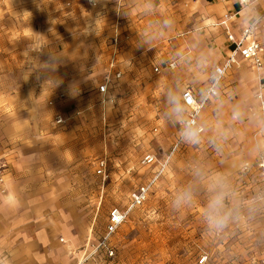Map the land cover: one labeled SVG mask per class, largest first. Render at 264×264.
Instances as JSON below:
<instances>
[{"label":"rangeland","instance_id":"rangeland-1","mask_svg":"<svg viewBox=\"0 0 264 264\" xmlns=\"http://www.w3.org/2000/svg\"><path fill=\"white\" fill-rule=\"evenodd\" d=\"M64 8L63 0H0V197L10 179L19 192L33 191L40 230L66 247L60 264H264V181L251 134L227 119L216 118L215 129L202 114L204 136L180 145L146 203L129 212L109 241L113 257L92 253L109 210L125 209L145 182L143 155L159 160L176 140L189 83L179 67L164 68L176 57L171 41L164 50L150 37L132 52L135 71L127 67L99 98L106 52L68 41ZM69 211L80 225L71 238L62 227Z\"/></svg>","mask_w":264,"mask_h":264},{"label":"crops","instance_id":"crops-1","mask_svg":"<svg viewBox=\"0 0 264 264\" xmlns=\"http://www.w3.org/2000/svg\"><path fill=\"white\" fill-rule=\"evenodd\" d=\"M93 1L95 6L90 5L88 0H63V16L68 18V41L77 39L85 51L95 48L97 52H106L105 70L108 71L112 65V71H120L123 76L129 66V70L135 71V65H129L130 61H134V49L144 47L150 37H153L156 38L158 47L164 46L166 50L169 39L176 57L169 59L164 68L168 70L167 65L175 62L176 69L179 67L180 73L188 78L186 83L189 84L184 88H192L195 96L199 98L207 87V76L213 67L223 66L233 51L234 46L226 41V33L237 35L241 28L264 14V0H250L251 4L247 7L241 6L239 0ZM226 15L231 19L223 24ZM257 33L261 45L260 70L237 56L236 64L227 72L218 87V96L206 101L201 114L206 116L211 126L215 125L213 121L217 118L218 121L227 119L246 128V132L251 134L256 157L259 158L264 154V110H260L255 96L258 85L264 84V28L260 27ZM121 79L122 77L109 87V92ZM102 80L96 86V95L99 98L103 97L97 92ZM234 82L238 86L232 89L230 85ZM69 87L70 97L74 99L77 89L74 86ZM199 123L202 125L200 118ZM214 127L216 129V125ZM248 134L245 133V138ZM203 136L204 134L194 140H200ZM174 142L175 138L169 145V151L158 163L166 159ZM58 150H69V146H58ZM174 156L175 153L164 176L169 171ZM155 167L156 165L144 167L148 170L144 181L156 170ZM31 193L33 191H30V194L19 192L11 179L5 181L0 197V264H60L58 258L67 254L63 250L66 248L64 245L56 244L54 233L50 232L51 236L47 237V234L40 230L39 218L36 216L39 208L32 204L34 202L30 198ZM45 205L55 207L53 204ZM78 222L77 216L69 211L67 224H64L65 219L62 221L65 236L72 237L68 235L70 230L78 232ZM100 238L101 236L95 244ZM98 261L99 259H92L89 264H98Z\"/></svg>","mask_w":264,"mask_h":264},{"label":"built area","instance_id":"built-area-1","mask_svg":"<svg viewBox=\"0 0 264 264\" xmlns=\"http://www.w3.org/2000/svg\"><path fill=\"white\" fill-rule=\"evenodd\" d=\"M240 5L247 7L251 4L250 0H239ZM88 3L95 6L93 0H88ZM231 17L228 15L224 16L223 24L229 21ZM264 14L258 20L253 21L247 26L241 28L238 34L226 33V41L234 46L233 51L227 58V61L223 66H214L211 72L207 76V87L203 90L201 97L195 96L192 88L185 87L181 92V104L186 111L185 118L181 124L178 136L167 155L166 159L158 163V159L153 154L145 155L140 164L143 167H152L156 165V170L153 171L152 175L144 183L138 185L128 195V201L125 209L113 207L109 210L107 215V221L105 224L104 232L99 241L94 245V251H104L106 258L113 257V250L109 244L110 239L118 232L121 226L124 224L129 212L134 209L141 208L149 198L150 193L158 183L159 179L164 175L170 159L173 154L177 151L180 145L188 138L196 139L200 138L204 134V126L199 123L200 114L204 108L206 101L218 96V87L221 85L223 79L226 77L227 72L236 64L237 56L244 62L253 64L257 70H260V52L261 45L258 42V30L264 28ZM115 41V40H114ZM176 63L170 62L167 65L168 70L176 69ZM155 73H159L158 68H154ZM121 72L112 71V65L103 77L102 82L97 87V92L100 95H107L109 93V87L115 81L121 78ZM264 84L258 85V92L256 93V100L259 104L261 111L264 110ZM62 123L61 118H57L55 121L56 125ZM264 151V149H263ZM106 162L105 160H98L95 164V174L99 177L105 176ZM257 169L264 181V154L261 155L257 160ZM264 200V196L259 198ZM92 254H85L84 258L87 260ZM207 260L206 256L200 258V262L203 263Z\"/></svg>","mask_w":264,"mask_h":264},{"label":"clouds","instance_id":"clouds-1","mask_svg":"<svg viewBox=\"0 0 264 264\" xmlns=\"http://www.w3.org/2000/svg\"><path fill=\"white\" fill-rule=\"evenodd\" d=\"M217 204H218V201H213V202L209 205V213H210V214L215 213L216 208H217Z\"/></svg>","mask_w":264,"mask_h":264},{"label":"flooded vegetation","instance_id":"flooded-vegetation-1","mask_svg":"<svg viewBox=\"0 0 264 264\" xmlns=\"http://www.w3.org/2000/svg\"><path fill=\"white\" fill-rule=\"evenodd\" d=\"M99 252H101L102 256H104V251H99ZM105 263H106V261L103 264H105Z\"/></svg>","mask_w":264,"mask_h":264},{"label":"bare ground","instance_id":"bare-ground-1","mask_svg":"<svg viewBox=\"0 0 264 264\" xmlns=\"http://www.w3.org/2000/svg\"><path fill=\"white\" fill-rule=\"evenodd\" d=\"M80 264V263H79Z\"/></svg>","mask_w":264,"mask_h":264}]
</instances>
